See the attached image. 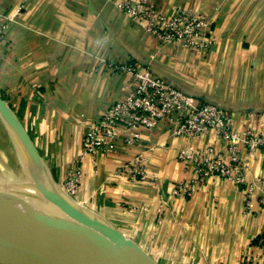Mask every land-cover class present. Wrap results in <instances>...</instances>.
Returning <instances> with one entry per match:
<instances>
[{"label": "crops", "instance_id": "obj_1", "mask_svg": "<svg viewBox=\"0 0 264 264\" xmlns=\"http://www.w3.org/2000/svg\"><path fill=\"white\" fill-rule=\"evenodd\" d=\"M150 1L163 12L178 6L205 14L214 37L210 48L159 41L115 0H0V13L19 7L0 40V97L55 184L79 168L69 198L80 212L122 232L157 264H264L258 243L264 236L258 201L264 146L252 152L239 146L246 178L263 180L246 200L243 184L218 175L189 196L171 193L192 176L177 160V147L209 142L222 148L211 129L187 139L160 120L139 127L134 143L117 138L113 150L80 153L86 126L133 85L116 67L124 61L229 110L233 128L264 136V0ZM1 122L0 178L10 180L23 161ZM137 153L145 159L147 180L132 182L115 168Z\"/></svg>", "mask_w": 264, "mask_h": 264}, {"label": "built area", "instance_id": "obj_2", "mask_svg": "<svg viewBox=\"0 0 264 264\" xmlns=\"http://www.w3.org/2000/svg\"><path fill=\"white\" fill-rule=\"evenodd\" d=\"M114 5L132 23L163 43L181 42L187 47L206 51L214 42L208 29V17L202 12H192L178 6L163 12L150 0H115ZM18 10L19 7H15L13 11L0 13V40L3 28ZM116 67L131 75L133 85L86 126L81 139V154L113 150L117 138L134 143L139 127L153 128L164 120L169 124L171 134L187 139L211 129L222 147L209 142L203 145L187 143L177 147V160L192 170V176L174 184L171 193L189 196L204 179L218 175L235 185L243 184L246 200L262 184L261 178H246V162L238 154V149L243 146L248 152L258 150L264 146L263 135L249 128H233L229 110L211 102L199 101L192 94L151 74L146 68L129 61ZM144 161V157L137 153L118 164L115 171L132 182L147 180ZM79 176L78 167L67 171L61 186L68 194L74 193ZM162 201L158 203V210L162 208ZM258 201L264 207V195L261 194ZM258 243L264 246V236L258 238Z\"/></svg>", "mask_w": 264, "mask_h": 264}, {"label": "water", "instance_id": "obj_3", "mask_svg": "<svg viewBox=\"0 0 264 264\" xmlns=\"http://www.w3.org/2000/svg\"><path fill=\"white\" fill-rule=\"evenodd\" d=\"M0 116L17 123L1 97ZM21 131L23 132L22 129ZM33 180L34 178L31 177L30 181ZM61 199L63 200L62 197ZM63 202L71 208L78 217L77 219L98 222L106 226L120 240L108 238L81 224L78 220L43 224L34 229L0 223V262L13 264H157L116 228L80 212L77 207L73 206L74 204L73 208L66 201L63 200ZM5 230H11L14 233L10 236L4 233ZM38 241L47 242L49 246L38 245Z\"/></svg>", "mask_w": 264, "mask_h": 264}, {"label": "bare ground", "instance_id": "obj_4", "mask_svg": "<svg viewBox=\"0 0 264 264\" xmlns=\"http://www.w3.org/2000/svg\"><path fill=\"white\" fill-rule=\"evenodd\" d=\"M0 118L7 131L15 139L23 161L22 170L27 176L26 180H14L20 182L21 185L0 183V223L34 229L43 224L78 220L81 224L108 238L120 240L106 226L98 222L77 219L75 213L61 199L59 188L45 171L43 163L38 160L19 125L1 116ZM27 173L34 178L33 181H30ZM4 233L11 236L14 232L5 230ZM37 243L49 246L44 241Z\"/></svg>", "mask_w": 264, "mask_h": 264}, {"label": "rangeland", "instance_id": "obj_5", "mask_svg": "<svg viewBox=\"0 0 264 264\" xmlns=\"http://www.w3.org/2000/svg\"><path fill=\"white\" fill-rule=\"evenodd\" d=\"M20 168H21V166H20ZM26 178H27V176H26L25 172L21 169L19 172H15L14 174L10 173V175H9V179L10 180L7 179V176L6 175L5 176L3 175V177L0 178V183H2V182H8V183H11L13 185H21L20 182L14 181V180H24V179L26 180ZM3 179L6 180V181H3ZM22 185H24V184H22ZM56 185H57V187L60 190V195L63 198V200L66 201L71 207H73V206L76 207V205H73V203L70 201V198H69L70 195L66 192L65 188H63L59 184H56Z\"/></svg>", "mask_w": 264, "mask_h": 264}]
</instances>
